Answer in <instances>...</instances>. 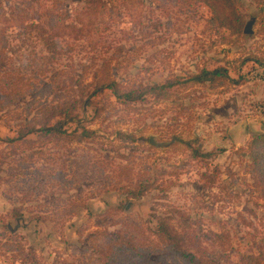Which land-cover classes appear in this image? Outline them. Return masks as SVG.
Wrapping results in <instances>:
<instances>
[{
	"label": "rangeland",
	"instance_id": "rangeland-1",
	"mask_svg": "<svg viewBox=\"0 0 264 264\" xmlns=\"http://www.w3.org/2000/svg\"><path fill=\"white\" fill-rule=\"evenodd\" d=\"M1 1L12 4L20 0ZM39 1L44 9L50 7V12L68 14L67 22L77 25L56 38L62 53L50 73L65 68L76 77L86 75L89 81L95 67L111 61L110 70L119 80L135 81L150 88L172 74L187 77L205 67L225 66L230 77L240 80V84L197 87L189 97L173 103L158 101L148 94L134 108L123 107L106 91L105 98L116 103L119 113L103 123L92 124L106 135L105 146L96 144L88 151L108 158L110 163L101 160L106 172L123 162L121 154H133L138 162L135 173L147 171L157 189L141 198L124 201L126 209L115 213L109 208L120 201L119 195L102 188L100 183L105 178L89 171L91 175L81 188L85 195L93 196L89 201L93 212L81 210L69 219L63 204L50 201L55 195L48 194L55 189L42 184L43 176L37 177L42 161L35 163L26 175L28 184L24 191L3 180L7 176L3 169L0 264H90L87 234L106 226L115 217L129 218L144 225L145 230L147 225L155 226L158 222L153 217L155 213L166 212L172 204L181 208L193 223L202 246L216 264H239L242 253L255 250L253 237L264 235V199L252 186L254 179L248 173V158L240 150L253 133L264 131V31L259 32L264 28V2L240 0L242 10L247 13L245 26L253 20V32L238 36L207 25L211 13L202 2L104 0L107 6L102 12V9L85 10L86 0ZM79 17L82 21L77 22ZM38 21L41 28L31 21L22 24L17 14L3 21L9 34L7 68L23 65L32 51L48 52L43 30L52 32L55 26L50 23L49 13ZM181 104L187 109L178 114ZM91 114L88 110L82 117L90 118ZM19 122L14 114H6L0 122L1 136H15ZM69 128H74V124ZM118 131L135 140L118 138ZM190 145L199 146L204 155L195 158ZM5 150L0 145V155ZM53 150L54 167L68 171L74 166V157L82 152ZM215 168L220 169V174L212 183L211 174L203 173ZM27 193L31 201L22 203L27 200ZM40 204L45 205L39 208ZM15 206L26 208V225L20 229L19 238L12 239V248L7 249L3 242L13 235L4 230L2 217L13 221ZM33 215L53 217L31 218ZM118 226L121 225L110 230ZM214 232L229 236L227 251L213 244ZM167 260L165 264H177L171 258Z\"/></svg>",
	"mask_w": 264,
	"mask_h": 264
},
{
	"label": "trees",
	"instance_id": "trees-1",
	"mask_svg": "<svg viewBox=\"0 0 264 264\" xmlns=\"http://www.w3.org/2000/svg\"><path fill=\"white\" fill-rule=\"evenodd\" d=\"M86 1L88 5L85 10L87 8L106 11L107 4L104 0ZM183 1L202 2L208 6L211 16L207 25L218 30H228L231 35H246L244 27L247 13L242 10L240 0ZM253 1L257 4L264 2ZM43 7L39 0H20L12 4H4L0 0V122L6 114H14L16 119H20L15 136L2 137L0 134V145L6 148L5 153L0 155V171H7L3 180L14 183L18 191H24V186L28 184L26 175L35 163L42 161L37 177L43 176L42 184L51 185L55 189L48 194L55 195L50 201L63 204L70 219L81 210H89V214L93 212L89 202L93 196L85 195L81 185L91 175L88 174L89 171L98 172V177L105 178V182L100 183L102 188H108L120 197V201L109 210L120 213L126 209L124 201L141 198L158 186L149 180L147 171L135 173L138 162L133 154H121L123 162L106 172L107 170H102L101 160L107 161L108 158L103 154L96 155L88 151L96 144L105 146L106 135L93 128L92 124L103 123L119 113L116 103L110 98H105V92L110 91L117 103L123 107L134 108L137 103L145 101L148 94L158 101L173 103L175 100L189 97L199 89L197 87L216 88L231 83L240 84V80L231 78L225 66L212 69L205 67L187 77L172 74L148 88L135 81L127 83L119 80L110 70L111 61L105 62L101 67H95L89 81L85 79L86 75L76 77L65 68L50 73L51 66L60 59L62 53L56 38L77 25L67 22L68 14H55L50 12V7ZM48 13L52 27L55 26L52 32L43 30L44 44L48 52L32 51L23 65L7 68L9 34L3 21L9 20L10 15L17 14L22 24L31 21L32 25L41 28L38 20ZM35 21H38L37 24ZM78 21L82 19L79 17ZM262 31L264 28H260L259 32ZM180 106L182 109L178 114L187 109L185 104ZM88 110L92 112L90 118L82 117V113ZM71 124H74L72 129L69 128ZM117 137L135 140L133 136L121 131L117 132ZM71 145H75V148ZM53 148L73 151L80 149L82 152L74 157L72 169L57 170L53 165ZM191 149L195 158L204 155L199 146H191ZM240 150L248 158V173L254 179L252 186L264 199V131L253 133ZM208 173L211 174L210 181L215 183L220 169L215 168L211 172L206 170L203 175ZM26 196L27 200L22 203L31 201V195L27 193ZM43 205L45 204H40L39 208ZM25 209L24 206H15L11 214L13 221L2 217L4 230L13 235L3 242L7 249L12 248V239L19 238L20 229L26 225ZM165 211L159 215L155 213L153 217H156L158 222L155 226L147 225L145 230L144 225L134 223L129 218L115 217L106 223V226L87 234L90 246L86 250L90 251V264H165L169 262L167 258L177 264H216L207 254V248L202 246L201 238L196 235L194 225L184 211L173 204ZM106 215L108 216L107 213ZM34 217L41 219L53 216L33 215L31 218ZM61 223L63 225L64 221ZM116 225L121 226L110 230V227ZM212 242L227 251L226 244L230 240L228 235L214 232ZM253 248L255 250L240 255L239 264H264V235L253 237Z\"/></svg>",
	"mask_w": 264,
	"mask_h": 264
},
{
	"label": "water",
	"instance_id": "water-1",
	"mask_svg": "<svg viewBox=\"0 0 264 264\" xmlns=\"http://www.w3.org/2000/svg\"><path fill=\"white\" fill-rule=\"evenodd\" d=\"M252 23H253V20L249 21V22L246 24V26H245V28H244V32H245V33H252V32H253V30L251 29V25H252ZM151 141H152V139H151Z\"/></svg>",
	"mask_w": 264,
	"mask_h": 264
}]
</instances>
